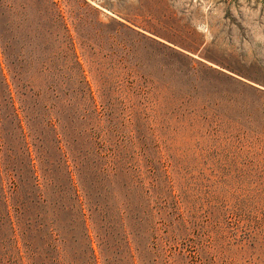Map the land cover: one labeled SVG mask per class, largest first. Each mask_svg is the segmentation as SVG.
Returning <instances> with one entry per match:
<instances>
[{"label": "rangeland", "instance_id": "rangeland-1", "mask_svg": "<svg viewBox=\"0 0 264 264\" xmlns=\"http://www.w3.org/2000/svg\"><path fill=\"white\" fill-rule=\"evenodd\" d=\"M0 33V264H264V0H0Z\"/></svg>", "mask_w": 264, "mask_h": 264}, {"label": "trees", "instance_id": "trees-1", "mask_svg": "<svg viewBox=\"0 0 264 264\" xmlns=\"http://www.w3.org/2000/svg\"><path fill=\"white\" fill-rule=\"evenodd\" d=\"M53 17H54V21H57V18H58V17H57L56 15H54ZM0 38H1L2 40L4 39V38H3V33H0ZM5 47H6V44H5ZM5 49H6V48H5ZM5 49H4V50H5Z\"/></svg>", "mask_w": 264, "mask_h": 264}]
</instances>
